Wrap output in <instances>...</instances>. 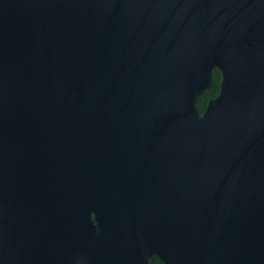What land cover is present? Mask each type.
<instances>
[{
	"label": "water",
	"instance_id": "95a60500",
	"mask_svg": "<svg viewBox=\"0 0 264 264\" xmlns=\"http://www.w3.org/2000/svg\"><path fill=\"white\" fill-rule=\"evenodd\" d=\"M154 259L264 264V0H0V264Z\"/></svg>",
	"mask_w": 264,
	"mask_h": 264
},
{
	"label": "trees",
	"instance_id": "16d2710c",
	"mask_svg": "<svg viewBox=\"0 0 264 264\" xmlns=\"http://www.w3.org/2000/svg\"><path fill=\"white\" fill-rule=\"evenodd\" d=\"M219 79H220V75L218 73V71H214V83H213V86L207 90L199 99H198V102H197V107H198V110L199 112H202L204 107H205V104H206V101L210 98V97H214L216 96V93L218 91V82H219Z\"/></svg>",
	"mask_w": 264,
	"mask_h": 264
},
{
	"label": "flooded vegetation",
	"instance_id": "af4514ba",
	"mask_svg": "<svg viewBox=\"0 0 264 264\" xmlns=\"http://www.w3.org/2000/svg\"><path fill=\"white\" fill-rule=\"evenodd\" d=\"M220 81V79H219ZM218 85H219V82H218ZM218 92V91H217ZM217 94V93H216ZM153 264H162L158 259H154L153 260Z\"/></svg>",
	"mask_w": 264,
	"mask_h": 264
}]
</instances>
